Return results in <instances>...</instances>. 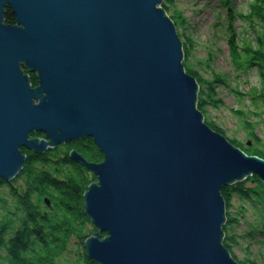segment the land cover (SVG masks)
Returning <instances> with one entry per match:
<instances>
[{
	"label": "water",
	"instance_id": "95a60500",
	"mask_svg": "<svg viewBox=\"0 0 264 264\" xmlns=\"http://www.w3.org/2000/svg\"><path fill=\"white\" fill-rule=\"evenodd\" d=\"M163 1L0 0V177L19 174L22 148L92 138L101 162L69 152L96 176L84 193L89 259L240 264L224 245L221 189L264 182V158L205 121Z\"/></svg>",
	"mask_w": 264,
	"mask_h": 264
},
{
	"label": "trees",
	"instance_id": "16d2710c",
	"mask_svg": "<svg viewBox=\"0 0 264 264\" xmlns=\"http://www.w3.org/2000/svg\"><path fill=\"white\" fill-rule=\"evenodd\" d=\"M220 1L227 7L229 23L226 42L232 67L244 73L250 69L258 72L261 85L250 88L247 95L253 102L264 105V0L248 1L244 13L235 12L229 0ZM172 3L173 0H165L162 6L168 12ZM170 16L176 25L178 15L171 13ZM237 16L245 20L254 31L252 38H245L241 43L231 24ZM4 20L6 23H15V15L8 8ZM182 42L184 67L199 83L198 108L204 112L207 105L217 107L220 100L216 98L214 83L222 81L223 78L218 73H215L212 79L204 78L198 69L188 62L190 40L187 38ZM30 82L36 84L33 74L30 76ZM205 121L213 129L224 134L213 122ZM31 136L43 137L44 134L34 132ZM228 140L246 153L264 158V150L243 146L233 138ZM73 149L88 162L99 163L103 160V154L92 138L86 137L57 145L43 153L22 148L26 160L19 174L10 181L0 177V264H66L61 258L69 248L68 244L72 238L83 248L80 253L83 264H98L87 257L83 245L86 237L96 231L85 213L84 206V193L89 184L96 180V176L71 159L69 152ZM248 181L254 182L258 188L246 186ZM221 194L226 202L227 218L224 226V245L236 259L230 246L237 241L230 230L238 223V218L229 211L231 200L234 195L249 201H252L254 196L260 198L264 195V184L253 174L244 181L223 187ZM44 198L49 200V205ZM261 225L259 235L264 238V221ZM253 234L252 230L247 232L251 238H254ZM105 236L106 233L101 232V237ZM236 260L240 264H263L262 260L253 258Z\"/></svg>",
	"mask_w": 264,
	"mask_h": 264
},
{
	"label": "rangeland",
	"instance_id": "374dc122",
	"mask_svg": "<svg viewBox=\"0 0 264 264\" xmlns=\"http://www.w3.org/2000/svg\"><path fill=\"white\" fill-rule=\"evenodd\" d=\"M248 1L229 0V3L235 12L244 13ZM226 8L220 0H173L167 13L169 16L171 13L178 15L177 32L182 41L190 40L189 64L204 78L212 79L215 73L223 78L214 83L216 98L220 100L218 106L207 105L202 112L204 119L213 122L224 135L243 146L264 150V105L253 102L247 95L250 88L260 87L261 80L255 69L244 73L232 67L226 42L229 23ZM231 24L239 43L254 36L251 26L238 16ZM246 186L257 187L252 181L246 182ZM229 211L238 218V223L230 230L237 241L230 246L236 259L253 258L264 264V238L259 235L264 221V195L260 198L254 196L252 201L234 195ZM249 230L253 231L254 238L247 235ZM68 246L61 260L66 264H83L80 258L82 246H78L74 238Z\"/></svg>",
	"mask_w": 264,
	"mask_h": 264
},
{
	"label": "flooded vegetation",
	"instance_id": "af4514ba",
	"mask_svg": "<svg viewBox=\"0 0 264 264\" xmlns=\"http://www.w3.org/2000/svg\"><path fill=\"white\" fill-rule=\"evenodd\" d=\"M31 74H33V75L35 76V73H29V76H31ZM29 78H30V77H29ZM35 78H36V76H35ZM31 83H32V82H31ZM32 85H33V86L37 85V79H36V84H33V83H32Z\"/></svg>",
	"mask_w": 264,
	"mask_h": 264
}]
</instances>
